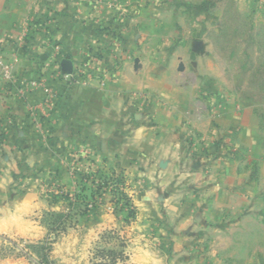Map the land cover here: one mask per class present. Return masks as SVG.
I'll use <instances>...</instances> for the list:
<instances>
[{
	"label": "crops",
	"instance_id": "0c3cea01",
	"mask_svg": "<svg viewBox=\"0 0 264 264\" xmlns=\"http://www.w3.org/2000/svg\"><path fill=\"white\" fill-rule=\"evenodd\" d=\"M258 21L264 0H0V242L42 233L39 215L59 209L43 185L79 156L127 175V263L264 264V165L245 160L264 143L223 92L234 56L216 48ZM262 32L236 38L263 48ZM91 52L104 86L63 77ZM248 55L264 67L263 49ZM6 64L44 88L22 97ZM112 200L83 228L119 226Z\"/></svg>",
	"mask_w": 264,
	"mask_h": 264
},
{
	"label": "rangeland",
	"instance_id": "374dc122",
	"mask_svg": "<svg viewBox=\"0 0 264 264\" xmlns=\"http://www.w3.org/2000/svg\"><path fill=\"white\" fill-rule=\"evenodd\" d=\"M233 28L229 32L233 38L230 42L216 43V48L222 54L231 52L234 56L230 61L233 74L229 75L228 81L231 90H224L223 92L230 94V97L235 98L237 102L244 105V108H248V114L251 118L248 124L253 131H258L257 141L261 140L264 143V67L260 68V62L257 64L254 57H250L249 55L247 58L239 56L240 52L244 50L254 52L255 50L262 51L263 49L264 51V42L262 44L263 48H261L257 47L253 41L241 42L239 40L243 39V37H249V35H255L262 30V37H264V23L263 21H258V23L255 22L253 25L252 23L248 24L241 32V35H243L241 38L239 37V33H234ZM236 37H239V39ZM262 61L264 63V58ZM240 69L242 73H239ZM256 139L253 138L252 141ZM258 156L255 153L249 154L245 160L253 164L262 162L261 164L264 165V154L263 160ZM63 172L65 174L61 175ZM83 176H89L90 180L85 179L80 183L84 178ZM126 177L127 175L123 170L108 168L101 164H99L98 168L93 164L89 165V161L86 158L75 157L71 165L65 167L59 176L55 173L44 183L42 188L43 197L54 208L58 206L59 209L45 211L39 215L37 220L41 223L43 230L35 238L2 237L0 242V264H38L40 263L39 256L31 246L41 245L43 243L47 247H51L49 260L52 264H91L96 251L99 249L114 250L117 252L123 251L127 256L125 249L129 238H127V234L124 231L125 227H123V223L121 222L123 215L120 213V208L116 205V200L120 193L122 191L127 192ZM92 179L95 180L94 183H92ZM104 183H108V186L99 192V208L103 203L102 197L105 194L111 195L113 199L110 203L111 210L120 221L119 226L115 228L108 227L106 229H101L99 226V234L93 230L88 231L83 228L84 223L82 221L89 218L95 212H92L87 218H83L79 213L84 208L80 207V209L74 211V216L71 222L67 224L66 230L60 233L55 242L50 245L47 242L48 238L51 237L50 239H54V236L49 234V228L53 221L50 214L68 213L69 211V202L63 199V195L65 197L69 196L72 202L75 201V195H86L90 202L88 209L92 211L93 202L91 199L93 192H96L95 190L98 185L102 186ZM82 189L87 190L83 192ZM121 245H125V248H122ZM106 264H111L110 260L107 259ZM117 264L129 263L126 260L123 262L118 261Z\"/></svg>",
	"mask_w": 264,
	"mask_h": 264
},
{
	"label": "trees",
	"instance_id": "16d2710c",
	"mask_svg": "<svg viewBox=\"0 0 264 264\" xmlns=\"http://www.w3.org/2000/svg\"><path fill=\"white\" fill-rule=\"evenodd\" d=\"M96 55V54H95ZM116 69V68H115ZM63 169H60L56 175L59 176L61 171ZM84 178L80 181V183L83 182V180H90L89 176H83ZM95 180L92 179V183H94ZM108 186V183H104L102 186L98 185L96 188V192H93L92 195V202H93V210L89 211V198L86 195H75V201H70L69 196L65 197L63 195V199L68 203V213L62 212V213H52L50 214L51 219L53 220L50 228H49V234H52L54 236V239L48 238V241L50 245H52L57 236L64 232L66 230L67 224H69L72 220V217L74 216V211L76 209H82L80 210L79 215L83 218H87L92 212H95L99 207V192L104 189V187ZM83 192L87 189H82ZM72 199V198H71ZM117 207L120 208V213L123 215V218L121 219V222L123 223V227L131 226L136 221L137 212L136 207L132 203L131 199L127 196L125 192H121L119 197L116 200ZM122 248H125V245H121ZM31 248L35 251V253L39 256L40 263L38 264H52V262L49 260V252L51 247H47L44 243L41 245H35L31 246ZM110 260L111 264H117L118 261H126L127 256L123 251L117 252L114 250H105V249H99L96 251V254L94 255L91 264H106V260Z\"/></svg>",
	"mask_w": 264,
	"mask_h": 264
},
{
	"label": "built area",
	"instance_id": "2783aa9c",
	"mask_svg": "<svg viewBox=\"0 0 264 264\" xmlns=\"http://www.w3.org/2000/svg\"><path fill=\"white\" fill-rule=\"evenodd\" d=\"M56 49H58V47H56ZM103 60L104 56L102 53L91 52L74 68L72 75L63 74V77L69 81H73L76 85H90L92 82L96 81L100 86H104L107 73L100 70V65L103 63ZM2 79L15 84L18 94L22 97L36 89L44 88V80L19 82L12 74V65L10 64L3 65ZM49 104H51L50 101L41 107L38 113L45 112L44 110H46L45 108H47Z\"/></svg>",
	"mask_w": 264,
	"mask_h": 264
},
{
	"label": "water",
	"instance_id": "95a60500",
	"mask_svg": "<svg viewBox=\"0 0 264 264\" xmlns=\"http://www.w3.org/2000/svg\"><path fill=\"white\" fill-rule=\"evenodd\" d=\"M139 64V60L135 61V65L136 67ZM61 68H62V72L64 75H72L73 71H74V66H73V62L70 59H65L62 61L61 63ZM184 67L183 65H180V71H183Z\"/></svg>",
	"mask_w": 264,
	"mask_h": 264
}]
</instances>
